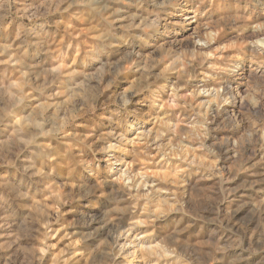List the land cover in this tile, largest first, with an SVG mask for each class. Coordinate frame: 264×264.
<instances>
[{"label":"clouds","instance_id":"1","mask_svg":"<svg viewBox=\"0 0 264 264\" xmlns=\"http://www.w3.org/2000/svg\"><path fill=\"white\" fill-rule=\"evenodd\" d=\"M0 264H264V0H0Z\"/></svg>","mask_w":264,"mask_h":264}]
</instances>
